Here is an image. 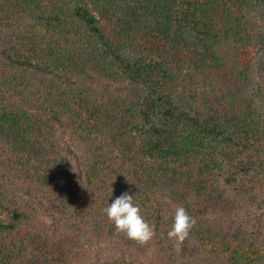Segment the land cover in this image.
Listing matches in <instances>:
<instances>
[{"label":"trees","instance_id":"obj_1","mask_svg":"<svg viewBox=\"0 0 264 264\" xmlns=\"http://www.w3.org/2000/svg\"><path fill=\"white\" fill-rule=\"evenodd\" d=\"M0 214V264H264V0H0Z\"/></svg>","mask_w":264,"mask_h":264},{"label":"clouds","instance_id":"obj_2","mask_svg":"<svg viewBox=\"0 0 264 264\" xmlns=\"http://www.w3.org/2000/svg\"><path fill=\"white\" fill-rule=\"evenodd\" d=\"M104 212L107 218L113 222L116 231L123 233L128 239L141 245L153 239L155 235L153 227L145 221L139 206L134 203L133 195L128 192H124L112 200ZM194 224V218L187 213L184 207L175 209L173 223L167 236L168 239L176 242L177 250L189 236Z\"/></svg>","mask_w":264,"mask_h":264},{"label":"rangeland","instance_id":"obj_3","mask_svg":"<svg viewBox=\"0 0 264 264\" xmlns=\"http://www.w3.org/2000/svg\"><path fill=\"white\" fill-rule=\"evenodd\" d=\"M35 207H38V210L36 211V222L40 225H45L48 227H51L52 229H58V223L53 219V213L47 209H45L44 206H42L39 202L35 200ZM40 204V205H39ZM6 215L0 214V218H4ZM235 246V245H234ZM233 246V247H234ZM95 248H97V245L95 244ZM98 249V248H97ZM99 262L101 264H105V257L108 256V253H106L103 249H99Z\"/></svg>","mask_w":264,"mask_h":264}]
</instances>
